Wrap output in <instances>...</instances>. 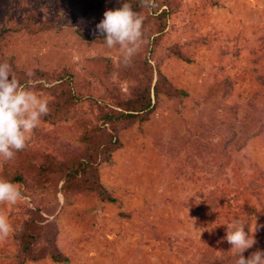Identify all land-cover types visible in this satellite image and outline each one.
I'll return each instance as SVG.
<instances>
[{"label":"rangeland","instance_id":"rangeland-1","mask_svg":"<svg viewBox=\"0 0 264 264\" xmlns=\"http://www.w3.org/2000/svg\"><path fill=\"white\" fill-rule=\"evenodd\" d=\"M181 1L182 10L168 20L164 43L183 45L191 62L164 61L162 71L188 97L162 99L147 123L119 131L121 146L98 164L99 182L113 202L102 201L95 193L65 200L54 193L61 182L32 192L30 186H37L27 180V188L17 185L25 199L0 204V213L10 224L36 212L41 224L54 221L58 227L57 247L67 261L46 258L29 264H235L238 253L224 239L226 225L234 218L241 220L246 233L255 223L264 225L263 137L250 138L238 151L227 147L222 154H210L198 142L214 147L219 143V127L212 122L206 137L193 140L217 116L218 106L241 111L261 89L254 77L240 84L239 76L254 74L255 68L264 73V0H218L215 7L203 0ZM121 5L122 0H32L38 27L33 33H7L0 22V34L5 33L0 49L14 65L24 71L69 70L78 97L74 116L56 125L41 121L36 127L39 138L32 133L28 147L51 154L58 153V140L78 145L82 130L77 122L95 123L98 105L126 91L127 84L118 82L116 75L107 79L90 65L93 59L116 61L121 55L119 49L98 43L101 34L96 31L103 13ZM5 6L6 0H0V11ZM225 77L236 81L231 94L206 103L192 100ZM55 84L41 79L29 85L30 91L48 100L40 86L49 89ZM257 104L264 107V96ZM28 163L37 164L30 159ZM6 167L7 161L0 159V179ZM252 181L260 184L257 195L248 188ZM210 202L218 205L216 209L208 208ZM56 205L53 215L46 212ZM244 205L255 212L243 211ZM254 239L264 241V228ZM11 244V234L0 241V264L13 263Z\"/></svg>","mask_w":264,"mask_h":264},{"label":"trees","instance_id":"trees-1","mask_svg":"<svg viewBox=\"0 0 264 264\" xmlns=\"http://www.w3.org/2000/svg\"><path fill=\"white\" fill-rule=\"evenodd\" d=\"M203 1L210 2L212 7L219 5L218 0ZM125 2L130 3L133 11L144 17L142 31L146 43L141 46L140 51L133 57L128 66L121 62L122 54L116 61L111 57L93 59L90 65L93 70H98L99 74L102 77H107V79H112L116 75L118 82L127 84L126 91H118L117 94H114L111 101L107 103L109 105H98V117L95 123L83 120L77 122L78 129L82 130L78 145L58 140L56 141L59 144H57L58 153L55 151V153L48 154L39 148L32 147V145L28 147L27 142L24 150L16 152L15 158L7 161V167L1 173L3 180L23 186V188L29 186L27 180H32V184L37 186H30L32 192L46 184L57 186L61 182L60 188H55L54 193L62 194L65 200L75 195L95 193L100 200L113 202V199L99 182L98 164L102 160H107L121 146L119 131L138 123H147L162 99L172 102L181 101V99L188 97V92L179 88L162 71L164 61L176 60L186 64L191 62L183 45L164 43L168 20L172 15L182 10V1L155 0L156 6L153 8L142 7L140 0H122V4ZM31 6L32 0H6L4 10L0 11L6 13V16L0 17V22L6 26L7 33L21 31L33 33L38 28L36 25L37 13ZM121 6H117L116 10ZM44 25H40L41 30L44 29ZM88 25L90 24L88 23ZM4 36V32L0 34V42ZM97 41L105 44L104 36L100 35ZM3 62H8L11 65L12 73H10L9 80L14 74L22 88L31 90L30 82L41 79L49 84L57 82L49 89L40 86L41 90L49 96L47 101L50 111L48 115L41 118L43 123L56 125L74 116L78 97L75 95L69 80L71 78L69 70L60 72L32 71L34 76L28 77L26 76L28 71L14 65L0 49V63ZM253 72L255 73L239 76L240 84L247 81V78L254 77L255 82L261 85V89L253 93L249 100L242 104L241 111L236 106H218L220 114L216 112L217 116H213L212 121L206 125L205 132L199 133L200 135L193 139L195 142L197 139L206 137L204 135L213 130L212 122L219 127L217 136L220 141L216 147L207 141L198 142L199 147H203L208 153L222 154L224 148L227 147L238 151L254 136H262L264 139V107L257 104L264 96V73H257L259 71L256 68ZM100 75L95 76L98 78ZM235 82L232 77L217 80L203 96L199 95L192 100L206 103L212 102L218 96L225 97L231 94ZM239 113H241V120L237 128L235 119ZM32 133L35 134V140H38L39 132L36 128ZM221 144L223 147L220 148ZM18 153H23L24 158ZM29 159L37 164H29ZM259 186L258 182L252 181L248 188L254 195H257ZM220 198L218 201L219 204H222L225 196ZM217 206V204L210 202L208 208L216 209ZM57 207L58 205L51 207L52 209L46 212L53 215V210ZM242 209L248 213L255 212V208L249 205H244ZM40 220V216L34 212L27 219H16L11 222L13 228L11 245L15 251L12 264H29L46 258L56 263L67 261L66 256L57 247L59 230L56 223L53 221L41 224ZM239 221L242 223L241 220ZM257 250L264 251V241L257 242L245 252L253 253ZM227 258L230 259V257Z\"/></svg>","mask_w":264,"mask_h":264},{"label":"clouds","instance_id":"clouds-1","mask_svg":"<svg viewBox=\"0 0 264 264\" xmlns=\"http://www.w3.org/2000/svg\"><path fill=\"white\" fill-rule=\"evenodd\" d=\"M140 3L146 8L156 6L155 0H140ZM143 21L144 17L125 2L117 10L105 11L103 19L96 25V31L104 36L105 46L119 49L122 54L120 60L125 66L130 65L146 43L143 39ZM10 73L11 65L8 62L0 63V159L4 161L13 160L16 152L25 149L33 130L50 111L46 99L22 88L14 74L9 80ZM26 76L32 77L34 72L30 70ZM23 199L25 197L16 184L0 179V204L15 205ZM260 228H264V225L255 223L246 233L244 224L235 218L226 225L224 239L232 246L231 250L238 253L235 264H264V251L257 250L247 258L243 255L257 243L254 234ZM12 232L7 217L0 213V241L8 238Z\"/></svg>","mask_w":264,"mask_h":264}]
</instances>
